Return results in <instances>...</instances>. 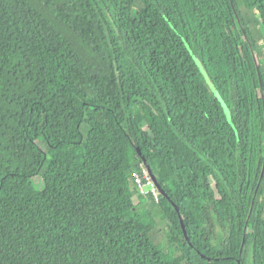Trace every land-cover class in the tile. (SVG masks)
<instances>
[{
	"label": "trees",
	"instance_id": "1",
	"mask_svg": "<svg viewBox=\"0 0 264 264\" xmlns=\"http://www.w3.org/2000/svg\"><path fill=\"white\" fill-rule=\"evenodd\" d=\"M251 13L264 32V0H0V264H264Z\"/></svg>",
	"mask_w": 264,
	"mask_h": 264
},
{
	"label": "rangeland",
	"instance_id": "2",
	"mask_svg": "<svg viewBox=\"0 0 264 264\" xmlns=\"http://www.w3.org/2000/svg\"><path fill=\"white\" fill-rule=\"evenodd\" d=\"M251 17H252V25L255 26V28H254V35H255V37H256L257 40H261L262 37L264 36V32L261 29V26L259 25L258 16L255 13H251ZM256 56L258 57V53L257 52H256ZM195 59H196V62L198 64V67L200 69L201 76H202L203 80L207 83V85L209 86V88L211 89V91H213L214 93H216V90H215V87L213 85V82H212V80L210 79V77H209V75L207 73V69L205 67V64H204L201 56L199 54H196L195 55ZM224 108H225V113H226L228 119L231 120V112H230V109L227 108L226 106H224ZM146 177H148V176L146 175ZM159 177H160V175H159ZM34 181L36 183L37 182H40L41 181V178L38 177V176H36V177H34ZM143 183H146V182H143ZM143 187L147 191L148 190H151L152 185L150 184V179H149V182H147L146 184H144ZM141 208L146 213L151 212V213L156 214L157 219H158V225H157L156 229L152 233V238L154 239V241L156 243L164 242L165 239H166L165 229L167 227V222L160 216V213L158 211V207H155L154 205H152V201L150 200L147 204L143 205Z\"/></svg>",
	"mask_w": 264,
	"mask_h": 264
},
{
	"label": "water",
	"instance_id": "3",
	"mask_svg": "<svg viewBox=\"0 0 264 264\" xmlns=\"http://www.w3.org/2000/svg\"><path fill=\"white\" fill-rule=\"evenodd\" d=\"M254 56H255L256 63H257V67H258V71H259V76H260V78H261V71H260V67H259V61H258V57L256 56V53H255V52H254ZM261 84H262V80H261ZM138 150H139V152H140V154H141V156H142V158H143V165L145 166L146 173H147L148 176H150V178L152 179L153 184H154V185L160 190V192H161V194H162L163 196H166L167 198H170L169 194L166 192V190L163 188L162 184L160 183V181H159V177H158V174L155 173V172L153 171V168H152L151 165L147 162V159H146V157L143 155V153H142L140 147H138ZM263 172H264V166H263ZM263 172H262V174H263ZM261 180H262V176H261L260 181H259V183H258V187H257V190H256V193H255V194H257V192H258L259 186H260V184H261ZM172 204H173V206L176 208L177 212L179 213V216H180V219H181V224H182V228H183L184 234H185L186 238H188L187 229H186V226H185V224H184L183 219L181 218L180 209H179V207L176 205V203H174L173 201H172ZM244 240H245V237H244ZM203 256H204V255H203ZM239 261H240V263H241V260H239Z\"/></svg>",
	"mask_w": 264,
	"mask_h": 264
},
{
	"label": "built area",
	"instance_id": "4",
	"mask_svg": "<svg viewBox=\"0 0 264 264\" xmlns=\"http://www.w3.org/2000/svg\"><path fill=\"white\" fill-rule=\"evenodd\" d=\"M146 175L148 176V174L146 173V170H145V177H146ZM134 176L136 178L137 185L139 186V188L141 189V191L145 195H151L152 194L154 200L156 202H159L162 194H161L160 190L153 184L152 179L150 178V176L146 177L148 179V181L150 179V184L152 185L151 190H148V191L145 190L144 187H143L144 184H146V183H143L144 181L141 178V176L139 174H136V173L134 174Z\"/></svg>",
	"mask_w": 264,
	"mask_h": 264
}]
</instances>
